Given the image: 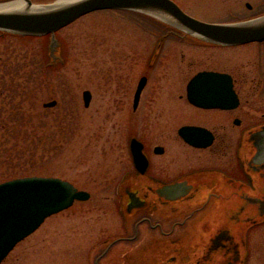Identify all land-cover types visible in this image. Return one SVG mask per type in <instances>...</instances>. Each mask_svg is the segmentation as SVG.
Segmentation results:
<instances>
[{
    "label": "rangeland",
    "instance_id": "374dc122",
    "mask_svg": "<svg viewBox=\"0 0 264 264\" xmlns=\"http://www.w3.org/2000/svg\"><path fill=\"white\" fill-rule=\"evenodd\" d=\"M51 1L54 0H32ZM176 1L189 14L212 22L264 15V0ZM246 2L252 7L248 8ZM163 33V29L136 12L110 9L90 12L60 29L56 36L62 42L63 60L43 77L38 109L24 123L29 139L19 145L12 137L16 119L11 116L15 112L8 114L11 104L0 98V106L5 104V110L0 109V120H6L8 125L0 128V153L8 154L0 158L4 163H0V179L28 170L66 179L90 193L87 200H76L72 206L47 217L12 248L1 264H93L94 255L102 249L99 245L107 236L120 231L118 186L123 170L132 167L127 148L130 135L141 137L148 144L158 141L156 131L164 127L166 120L181 116L171 100L195 71L229 70L237 65L254 67L256 63L264 68V55H257L264 49V41L233 47L197 41L201 39L181 30L180 36L172 32L161 37ZM16 40L10 36L0 39V54L4 58L15 51L19 55L27 52L31 57L33 49L41 56L49 43L48 37L30 40L26 45L29 51L24 45L16 49L20 47ZM158 40L161 43L154 60L150 53ZM29 62L27 69L34 85L40 73L38 64L30 59ZM141 75H146L148 81L137 108L133 109V90ZM29 84L28 81L25 86ZM84 89L92 93L87 107L82 100ZM51 99L56 100L55 105L44 107L42 103ZM21 108L16 116L23 114V110H32L28 99ZM43 140L44 153L39 156ZM35 143L32 157L28 158L26 153L20 157L22 152L18 150L24 145L32 149ZM259 229L251 236L253 257L249 264H264V227ZM128 247L119 243L111 254L119 255ZM110 259L111 264H123L115 257H107L101 264Z\"/></svg>",
    "mask_w": 264,
    "mask_h": 264
},
{
    "label": "flooded vegetation",
    "instance_id": "af4514ba",
    "mask_svg": "<svg viewBox=\"0 0 264 264\" xmlns=\"http://www.w3.org/2000/svg\"><path fill=\"white\" fill-rule=\"evenodd\" d=\"M259 53L263 57L264 49ZM198 71L227 74L236 104L221 108L191 103L187 84ZM263 76L258 63L195 71L171 100L181 116L166 120L156 131L158 141L148 144L135 135L148 162L143 173L135 168L127 142L132 167L119 180L120 231L99 245L93 264L107 257L123 264H249L252 233L264 227V162L251 160L255 146L249 139L264 125ZM185 126L204 130L208 136L201 141L206 144L186 141L180 134ZM175 183L184 188L177 191L178 198L159 193ZM129 193L138 197L137 206H128ZM119 243L131 248L111 254Z\"/></svg>",
    "mask_w": 264,
    "mask_h": 264
},
{
    "label": "water",
    "instance_id": "95a60500",
    "mask_svg": "<svg viewBox=\"0 0 264 264\" xmlns=\"http://www.w3.org/2000/svg\"><path fill=\"white\" fill-rule=\"evenodd\" d=\"M23 1L28 8L26 10H0V30L34 36L49 34L47 53L50 62L61 60L60 44L55 35L57 30L87 13L104 9L141 12L198 39L217 44L237 45L264 40V15L233 22H211L188 14L174 0H75L66 4H56L55 0L38 3L37 5H41L39 10L30 9L35 4L31 0ZM247 6L250 7V4L247 3ZM160 43L158 41L154 49L153 59L158 54ZM146 79V76H142L138 81L133 98L134 108ZM187 94L191 103L201 107L224 108L236 104L231 79L225 73L197 72L187 84ZM82 98L87 107L91 100L90 91L83 90ZM55 102H46L44 106H53ZM180 134L196 146L206 144L201 139L208 136L204 130L193 126L182 127ZM249 139L255 146L251 160L257 164L263 163L264 125L251 132ZM142 147L136 137L130 138L129 149L133 164L140 173L145 171L148 163ZM178 190L184 191V188L175 183L163 186L159 193L176 199L179 196ZM89 196L88 191L78 189L68 180L56 176L28 175L0 182V263L46 217L68 208L75 200H86ZM129 196L128 206H137L138 197L134 193H129Z\"/></svg>",
    "mask_w": 264,
    "mask_h": 264
},
{
    "label": "trees",
    "instance_id": "16d2710c",
    "mask_svg": "<svg viewBox=\"0 0 264 264\" xmlns=\"http://www.w3.org/2000/svg\"><path fill=\"white\" fill-rule=\"evenodd\" d=\"M139 15H141L144 20H147L149 23L159 27L160 29H163V30H166V28L169 29V27L164 26L162 22H160V21H158V20H156L150 16L143 15V14H139ZM8 36L16 37L18 39L16 41H17V44L20 45V47H18L16 49H21L22 45L26 46V45H28L27 43H30L31 41H33L37 38H40V37H34V36H28V35L13 34V33H8V32L2 33V31H0V39L1 40H4ZM43 38H45V36H43ZM25 48H29V47L26 46ZM31 49H33V48H31ZM34 50L35 49L32 50L33 53L30 55L31 57H28L27 52H25V54L19 55V53L17 51L13 52L11 55H8V57H6V58H4L0 54V98H2V99L6 98L7 99L6 104H11V108L8 110L9 111L8 114L11 115L12 112L17 113L18 111H21L22 104H24L25 100H27V99L30 102V108L32 109L31 111H27V112H26V110H25V112L23 110V112H22L23 114H21L19 116L18 115L16 116L15 113L11 116V118L16 119V123L12 127V131H13L12 137L15 138L14 143L17 145H19L20 142H23V141H26L29 139V136H27L28 132L26 130L28 128V126L24 127V125H25L24 123L30 121V119L33 116V111H37V109H38V106H39V97H38L39 86L42 82L43 77L47 75L48 70H53L55 68L54 66L47 65L49 58H48V53L46 52L45 49L42 51L41 56H40V54L38 55L36 53V51H34ZM39 50L40 49L38 48V51ZM29 51H30V48H29ZM29 59L32 61V63L34 65L38 64L37 69H39V73H40L39 78L36 79L37 83L35 82L34 85L31 84L30 70L27 69V67H29V65L31 64L29 62ZM35 59H36V62H35ZM40 61H41V64H40ZM28 81L30 82V84L28 86H25V84H28ZM37 84H38V86H37ZM41 106H42V104H41ZM0 109L2 111L5 110V104L0 106ZM43 111L45 112L46 109H43ZM10 115H8L7 117L9 118ZM11 121L12 120H10L9 122H11ZM6 123H7L6 120H4V121L0 120V128H4L5 126L8 127V125ZM5 131L8 133V132H10V129H7ZM9 137H11V136H9ZM45 143H46L45 140H43L41 143L42 144V148H41L42 153L39 156H42L44 153L43 150L45 147ZM36 148H37V143H35V145H34V147H32V149L30 146L24 145V148L18 150V152H22L20 154V157L22 156V154L26 153L27 157L30 158L34 154V151L36 150ZM4 149H8V148H4ZM12 151H14V149H12ZM3 157H8V154H5L3 152L0 153V158H3ZM21 160H22V158H21ZM0 163L4 164L1 159H0ZM31 174H33V173H31V171H28V170L24 171L23 170L21 172L15 173V174H8V175L4 176L2 179H0V181L6 180L9 178H13V177H19V176H25V175H31Z\"/></svg>",
    "mask_w": 264,
    "mask_h": 264
},
{
    "label": "bare ground",
    "instance_id": "6f19581e",
    "mask_svg": "<svg viewBox=\"0 0 264 264\" xmlns=\"http://www.w3.org/2000/svg\"><path fill=\"white\" fill-rule=\"evenodd\" d=\"M72 1H75V0H56V4H66V3H69ZM26 8H27V5L22 0H15V1L0 3V10H6V11L7 10H9V11L20 10V11H22V10H26ZM40 8H41V5L34 4L30 9L31 10H39Z\"/></svg>",
    "mask_w": 264,
    "mask_h": 264
}]
</instances>
